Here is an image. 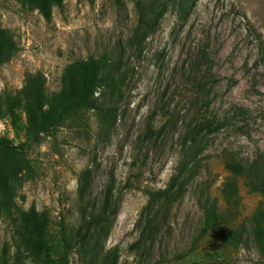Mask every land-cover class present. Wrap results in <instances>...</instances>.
<instances>
[{"label": "rangeland", "instance_id": "obj_1", "mask_svg": "<svg viewBox=\"0 0 264 264\" xmlns=\"http://www.w3.org/2000/svg\"><path fill=\"white\" fill-rule=\"evenodd\" d=\"M136 25L132 0H0V264H34L30 257L18 263L13 254L22 212L44 214L46 226L32 232V247L39 263L51 264L62 228L75 227L81 209L98 204L108 189L122 200L101 250L117 247L118 264H264L249 234L261 196L243 178L237 213L227 212L222 225H244L242 242L225 247L217 233L201 235L207 197L226 211L220 187L229 173L221 153L233 151L244 164L264 153V0H191L185 11L166 3L139 40L132 38ZM119 43L130 71L110 120L87 111L51 133L49 107L34 100L28 80L43 82L52 97L77 61ZM203 46L217 81L204 115L215 117L218 129L194 149L182 142L192 115L187 68ZM151 116L156 128L164 126L153 141L145 138ZM194 157L203 159L184 198L152 249L135 252L130 245L151 193ZM100 256L89 262L74 253L69 264H99Z\"/></svg>", "mask_w": 264, "mask_h": 264}, {"label": "trees", "instance_id": "obj_2", "mask_svg": "<svg viewBox=\"0 0 264 264\" xmlns=\"http://www.w3.org/2000/svg\"><path fill=\"white\" fill-rule=\"evenodd\" d=\"M137 11V25L134 27L132 38L145 37L146 32L152 30L159 12L166 3L177 5L181 11L189 7L191 0H132ZM121 5L123 0H113ZM142 38V39H143ZM138 39V40H139ZM10 45V41H8ZM131 43H129L130 45ZM123 47L116 44L97 57H90L85 61L74 64L68 78L63 81L62 89L52 97L46 96L43 91V82L35 84L28 80L26 88L32 90L34 100H43L51 114L52 131L56 133L60 126L68 121H81L82 114L87 111L94 112L98 118L106 123L116 111L117 96L123 84L126 73L130 71L128 63L123 61ZM187 78L191 86L188 100V112H192L186 123V134L183 136L185 144L189 141L196 148L205 134L218 129L217 120L209 119L204 115L210 104V93L216 84V74L213 75V59L206 46L197 50L195 59L187 68ZM152 118L145 138L155 140L161 134L164 126L156 128ZM43 132H49L42 127ZM6 142L5 140H2ZM222 162L229 175L220 187V193L226 211L216 197H207L202 205L203 219L201 235L217 233V241L225 247H237L243 240L245 226H234L223 230L225 215L237 213L240 205L238 179L243 178L248 190L261 196V199L249 220V234L255 242L260 256L264 260V153H257L254 158L244 164L235 152L223 151ZM202 157H194L189 164L179 166L177 172L169 183L161 189L151 193L148 204L143 213L142 228L138 239L130 248L142 255L148 253L162 228L168 223L173 208L184 198L188 185L196 171L201 166ZM80 189H82L80 187ZM122 195L107 190L98 204L83 207L80 212L78 224L69 231L62 228V247L51 260V264H69L70 257L76 253L86 261H91L95 255H101L99 264H118L120 251L117 247L110 248L102 253L103 240L107 237L113 220L116 218ZM22 221L16 226V240L14 258L18 263L30 257L34 264L38 261V253L33 246L35 229L44 230L46 218L35 209L22 212ZM6 254L7 247L3 249ZM190 264H202L194 261Z\"/></svg>", "mask_w": 264, "mask_h": 264}, {"label": "clouds", "instance_id": "obj_3", "mask_svg": "<svg viewBox=\"0 0 264 264\" xmlns=\"http://www.w3.org/2000/svg\"><path fill=\"white\" fill-rule=\"evenodd\" d=\"M0 87H2V85H0Z\"/></svg>", "mask_w": 264, "mask_h": 264}]
</instances>
